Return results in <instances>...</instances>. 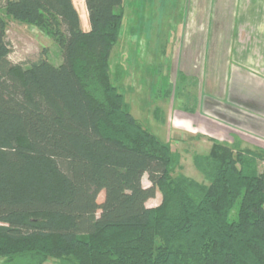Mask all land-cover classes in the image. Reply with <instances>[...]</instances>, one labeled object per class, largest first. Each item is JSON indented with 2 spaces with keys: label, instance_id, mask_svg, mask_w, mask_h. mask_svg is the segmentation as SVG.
<instances>
[{
  "label": "trees",
  "instance_id": "1",
  "mask_svg": "<svg viewBox=\"0 0 264 264\" xmlns=\"http://www.w3.org/2000/svg\"><path fill=\"white\" fill-rule=\"evenodd\" d=\"M122 4L0 0L1 264H264L262 153L212 141L193 159L207 185L175 174L178 153L111 83ZM7 19L62 63L13 64Z\"/></svg>",
  "mask_w": 264,
  "mask_h": 264
},
{
  "label": "rangeland",
  "instance_id": "2",
  "mask_svg": "<svg viewBox=\"0 0 264 264\" xmlns=\"http://www.w3.org/2000/svg\"><path fill=\"white\" fill-rule=\"evenodd\" d=\"M74 3L81 9L83 0ZM173 3L174 0H123L119 39L109 57L110 78L138 124L178 153L180 169L175 174L207 185L194 166V156L207 155L212 141L232 145L238 135L235 127L220 117L217 102L211 101L212 105L205 108L202 73L196 70L178 74L172 63L171 46L181 40V7H173ZM5 35L13 64L32 62L41 56L55 67L62 63L59 46L33 27L7 19ZM247 140V147L252 148L253 140L250 136ZM258 164L259 173L264 175V161L258 159ZM141 183L144 188L150 186L146 176ZM102 200L100 194L98 202ZM160 202L156 192L146 206L154 208ZM45 264L57 263L48 260Z\"/></svg>",
  "mask_w": 264,
  "mask_h": 264
},
{
  "label": "crops",
  "instance_id": "3",
  "mask_svg": "<svg viewBox=\"0 0 264 264\" xmlns=\"http://www.w3.org/2000/svg\"><path fill=\"white\" fill-rule=\"evenodd\" d=\"M173 7L182 11L181 40L171 46L178 74L202 73L205 108L217 102L239 148L264 161V0H174Z\"/></svg>",
  "mask_w": 264,
  "mask_h": 264
}]
</instances>
